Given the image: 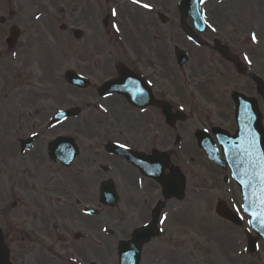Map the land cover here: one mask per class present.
Instances as JSON below:
<instances>
[{"label":"rangeland","instance_id":"obj_1","mask_svg":"<svg viewBox=\"0 0 264 264\" xmlns=\"http://www.w3.org/2000/svg\"><path fill=\"white\" fill-rule=\"evenodd\" d=\"M178 1L0 0V18L5 21L0 25V159L7 155L0 164V229L13 264H117V242L127 236V222L139 215L137 203L131 205L124 198L113 209L99 206L98 184L106 178L112 179L118 193H128L127 171L102 147L124 141L129 128H142L146 140L155 133L149 126L156 127L161 145L168 143L164 137L169 135L176 140L172 160L185 176L186 189L183 201L168 204L175 208V239L168 231L152 240L140 264H264V242H259L255 254L247 251L246 221L235 227L215 215L220 200L230 206L235 202L241 214L239 195L230 180L223 183L226 173L205 159L192 135L217 116L230 118L227 91L253 85L217 55L212 41L227 45L246 68L250 61L251 72L264 78V0H204L201 12L207 31L200 37L206 43L201 48L181 31ZM144 3L150 10L142 7ZM40 5L43 17L35 22L31 10ZM158 14L166 16V24L159 22ZM108 15L111 27L104 28ZM11 19L23 20L18 24L21 36L15 56L3 41ZM73 30L82 37L74 38ZM176 48L189 57L181 68L174 59ZM116 65L140 73L155 88V98L180 107L186 121L173 131L155 108L135 116L123 99L98 100L97 89L117 75ZM67 71L87 77L90 88H69L64 81ZM73 107L81 111L77 119L48 129L54 113ZM259 108L264 126L260 102ZM229 126L228 122L225 128ZM33 133L41 135L34 148L20 153L19 140ZM55 136H70L79 148V157L67 169L47 155L46 142ZM104 165L111 173L102 172ZM85 206L100 210V215L84 216ZM146 213L144 209L139 219H147ZM105 232H112L111 237ZM76 234L80 240L74 239ZM166 245L173 251L163 250Z\"/></svg>","mask_w":264,"mask_h":264},{"label":"water","instance_id":"obj_2","mask_svg":"<svg viewBox=\"0 0 264 264\" xmlns=\"http://www.w3.org/2000/svg\"><path fill=\"white\" fill-rule=\"evenodd\" d=\"M188 0H184V3L182 1L180 5V10L183 9L187 5ZM192 6L193 10L196 9V2L195 0H190L189 6ZM190 8V7H189ZM191 15V13L189 14ZM194 20H198L194 16ZM198 24V23H196ZM199 26V25H198ZM181 58H185L183 55L179 54ZM122 80L120 82H110L107 85L103 87V92L107 91H114L116 89L117 91L121 93H125L128 95V97L131 99V101L137 102V103H142V100L140 99L141 91L140 90H133L132 88H145L144 84L140 82V84H136L133 79V77L127 76V73L122 72ZM66 80L68 83L72 84L73 86H77L80 88L86 87V82L78 78L72 73H68L66 75ZM120 89V90H119ZM76 111L71 110L67 111L63 114H59L55 117V121H60L64 120L67 118L75 117L76 116ZM253 119L250 120V122H245L240 119V136L238 137L237 140H225L224 141V155H225V163L220 162L223 165H228L231 169V172L233 174V177L235 181L240 185L242 194L244 196V208L247 209L246 213L249 215V213L253 211L258 210V203L256 201V196L253 195L254 192L258 193V183L255 181L253 182L252 185L249 186H242L240 183V175L243 173V170L245 167H247V163L241 164L240 160L244 159L242 156H238V148L241 144V141L245 138L247 132H251L256 140V147L257 151L261 154H263V149H264V134L260 131L259 128V118L256 117V115L253 113ZM53 120V121H54ZM238 144V146H234V144ZM29 143H27L25 146H28ZM72 153H71V152ZM50 153L53 157L58 158L65 162L68 156H71L74 154V147L72 145V142L67 139H59L58 143L54 147L50 149ZM70 156V157H71ZM106 194L108 195L107 197V203L111 205H115V202H112L111 197H112V191L110 189H107ZM250 216V215H249ZM251 218V216H250ZM259 221H254L252 226L256 230V227H258L264 236V230H261V227L258 226ZM133 250V248H130ZM127 248H124L122 245L119 248V258H120V264H138V253H139V248L136 251H132ZM0 264H9L8 263V254L5 252V250L2 247V240H1V233H0Z\"/></svg>","mask_w":264,"mask_h":264},{"label":"flooded vegetation","instance_id":"obj_3","mask_svg":"<svg viewBox=\"0 0 264 264\" xmlns=\"http://www.w3.org/2000/svg\"><path fill=\"white\" fill-rule=\"evenodd\" d=\"M11 21L13 20L11 19ZM22 21L23 20H18V21H15V23L18 24V23H21ZM3 23L4 21L0 20V24H3ZM250 78H252L253 81H255L256 76L254 74H251ZM252 88H255V85L250 86L249 88H240L239 92L244 95H251ZM219 119L224 120L223 117H219ZM138 120H143V118H138ZM147 124H150V123H147ZM148 128L151 131L155 130V133H152L151 135L148 134L149 136L146 140L144 139V135L141 133L142 128L134 129V131H132L131 128L127 129V133H126L127 139L124 142V146L130 148L131 150L143 153L145 155H150L153 151H156V150L160 151L164 153V157L166 159V169L164 171V174L166 173L170 174L172 172L177 171L178 170L177 165L172 160V156L175 155L173 154V152H175L176 140H174L172 136L169 135L168 137H164V141H168V143H164L163 145H161V137L158 136L156 127L154 128L153 126H149ZM173 136H174V133H173ZM122 162L124 163V166L130 171L129 176H128L130 179L128 181L126 179L124 182V184H126V190L128 191L127 196H126V201L131 205H134V203H137L136 204L137 205L136 207L137 216L139 215L138 218H135L133 215L134 217L133 220L127 222V226H126V231H127L132 225L133 227L138 228L140 227L142 223H147L150 221V219L148 220V218L139 219L140 213L145 209L147 211L146 217H148V213L150 210L145 205L150 201L153 203L156 200L162 199V195H161L160 186L156 182L148 178H145L133 165L128 163L126 160L123 159ZM92 188L93 190H95L94 183H93ZM140 205H141V208H139ZM127 210L129 211V209ZM164 216H166L167 219L163 225L159 223L160 215L158 216L157 226L160 225L161 227L165 229V231H167L173 225L174 219H173V216L170 210H168Z\"/></svg>","mask_w":264,"mask_h":264},{"label":"snow or ice","instance_id":"obj_4","mask_svg":"<svg viewBox=\"0 0 264 264\" xmlns=\"http://www.w3.org/2000/svg\"><path fill=\"white\" fill-rule=\"evenodd\" d=\"M133 3H139V0H132ZM199 4H203L204 0H196ZM142 7L145 9L151 8L149 4H143ZM112 15H116V11L113 10ZM193 15L200 19L202 18L200 14L194 9ZM39 17H37L38 19ZM116 25H113V28H116ZM257 37L255 34L252 35V41L256 42ZM15 55V53H13ZM247 60L248 57L245 56ZM250 63V61H249ZM106 111V109H105ZM36 135V133H33ZM124 147L123 145H120ZM238 156L244 157L240 160V163L243 165L247 163V167L244 168L243 173L240 175V183L242 186L252 185L255 181L258 183V193L254 192L253 195L256 196V201L258 203V210L249 213L251 219L248 220V224L252 225L254 221H259L261 230H264V154H261L257 151L256 140L254 135L249 131L247 132L245 138L241 141V144L237 152ZM247 211V209H245ZM243 218V217H242ZM167 217L163 216L159 218V223L163 225ZM151 221L147 223H142L140 227L147 229ZM163 229H161L162 231Z\"/></svg>","mask_w":264,"mask_h":264},{"label":"bare ground","instance_id":"obj_5","mask_svg":"<svg viewBox=\"0 0 264 264\" xmlns=\"http://www.w3.org/2000/svg\"><path fill=\"white\" fill-rule=\"evenodd\" d=\"M31 66L33 67V69H34V65H33V63H31ZM34 73V72H33ZM50 75V70H48L47 72H46V76H49ZM7 155H3L2 156V158L0 159V164H1V162L2 163H4V157H6ZM28 186H31V184H28V185H25V187H28Z\"/></svg>","mask_w":264,"mask_h":264}]
</instances>
